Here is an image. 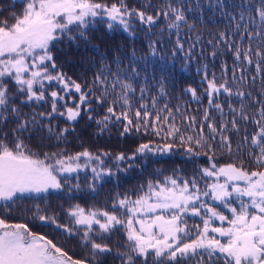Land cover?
<instances>
[{
	"label": "snow or ice",
	"instance_id": "obj_1",
	"mask_svg": "<svg viewBox=\"0 0 264 264\" xmlns=\"http://www.w3.org/2000/svg\"><path fill=\"white\" fill-rule=\"evenodd\" d=\"M20 3L19 13L12 11L0 17V204L4 212L10 213L12 205L26 196L43 201L46 200L43 194L51 190L60 191L67 186L69 192L79 191L80 173L88 169L92 174L88 189L96 192L99 181L115 175L113 168L105 165L109 158L119 172L128 170L121 168V163L138 156L181 151L195 162V158L204 155L208 157V165L199 166L192 177L164 176L162 181H149L146 190L141 186L135 198L117 194L112 211L85 209L75 204L66 210L68 223L61 224L57 215H49L47 208L35 204L30 219L61 230L67 238L78 236L81 244L89 248L93 264H99L96 258L113 251L103 241L121 230L125 237V250L117 251L121 264H264V75H260L264 73V0H207L209 9L218 10L233 25L231 31H221L218 39L208 41L213 47L207 57L215 60L231 54L233 64L231 80L226 62H222L220 77L215 72L210 74L207 64L201 65L196 71L202 74V93L198 95L192 85L182 90L198 104L207 99L199 121L179 105L175 109L167 103L158 107L160 98L167 100L170 81L164 76L156 79L155 65L149 76L147 61L159 57V70L169 77L176 68L174 60L170 64L159 55L156 40L149 41L148 56L137 57L135 49L125 54L127 66H123L124 56L119 54L111 63L102 64L90 85L60 71L53 54V48L65 39L77 45L80 41L91 43L88 34L97 24L102 23L109 31L120 29L134 38L133 21L152 36L156 33L151 29L159 28L163 18L165 28L159 29L160 34L167 30L169 36H176L172 55L183 53L181 67L186 70L196 45L190 43L186 49L180 31L182 25L192 30L195 20H203L198 0L195 8L186 0H165L163 6L152 12L146 10L153 8L150 3L130 8L126 0H20ZM194 10L200 15L190 22L187 13ZM4 11L8 9L0 7V13ZM195 39L199 42L200 36ZM199 55L204 57L203 48ZM250 67L260 78L258 96L250 90L257 75L245 76ZM139 69L146 74L142 77L143 85L137 86L141 78ZM150 80L155 85H150ZM9 83L16 89L15 96L10 93ZM151 86L158 88L159 95L149 96L150 103H146ZM222 94L226 96L227 111L218 102ZM233 98L238 106L231 102ZM14 100L23 106L47 105L48 110L24 113ZM93 105L105 110L99 119L92 115L96 111ZM85 115L100 131L110 124H119L123 129L121 136L150 133L163 143L150 140L140 143L131 155L120 152L112 157L109 152L93 153L86 148L71 155L63 151L41 154L33 152L22 138L39 128L46 129L49 138L66 140L67 134L74 131L75 122ZM58 117L72 127L57 132L51 121ZM43 121L49 123L45 125ZM9 122L15 126L5 131ZM241 123L246 134L234 151L229 133H240ZM249 125L255 126L251 135L247 134ZM217 146L229 157L235 155L240 163L218 165L214 159ZM245 146L252 149L247 156L254 169L246 167L241 159ZM131 167L129 164L128 168ZM73 179L77 181L75 185L71 184ZM217 203L228 214L213 206ZM192 217L199 218L201 223L190 225L188 219ZM0 264L88 262L73 259L64 247L47 235L34 232L28 223L9 222L0 215Z\"/></svg>",
	"mask_w": 264,
	"mask_h": 264
},
{
	"label": "trees",
	"instance_id": "obj_2",
	"mask_svg": "<svg viewBox=\"0 0 264 264\" xmlns=\"http://www.w3.org/2000/svg\"><path fill=\"white\" fill-rule=\"evenodd\" d=\"M108 2H112V0H108ZM126 2L130 8H142L145 4L150 3L153 8L146 9L150 12L154 11L157 6H163L165 4V0H126ZM186 2L190 3L193 8H195L197 4V0H186ZM198 2L203 8V20H195L196 26L192 30L182 25L180 31V36L186 49L190 43L196 45L193 50V57L190 59L186 70L181 67L182 64H184L183 59H181L183 53L178 52L175 57L172 55L171 50L174 46L176 36H169L167 30H165L162 35L160 34L159 29L165 28V21L163 18L159 21V28L151 29L152 32L156 33V35L152 36L148 35L147 32L141 28V25L133 21L134 38L120 29L109 31L101 23L97 24L95 30L88 34L91 41L89 44L80 41L77 45L65 39L63 43L53 48V54L57 58L59 70L71 76L79 83L84 84L87 82L90 85L94 75L100 70L102 64L111 63L114 57L119 54L124 56L123 66H127L128 59L125 54H130L132 50L135 49L137 57L148 56V43L150 40H156L159 42L157 45L159 55L164 57L170 64L174 60L176 68L173 75L169 77L159 70V57L149 58L147 61L149 70L147 74L149 76L153 74V65H155L156 70L154 75L156 79L158 80L161 76H164L165 79L170 81L166 88L168 93L167 100L160 98L158 107H163V105L167 103L169 107L175 109L179 105L182 110L186 109L187 115H195L199 121L203 114V109L207 107V99H203L202 103L198 104L192 100L190 95L185 94L182 90L188 85H192L197 88L198 95L202 93V86L200 83L202 74L197 72L196 69L204 64L208 65L210 74L211 72H215L217 77H220L222 62H226L229 66L228 78L231 80V66L233 64V57L231 54L218 56L215 60L208 58L207 54L212 51L213 47L208 44V41H215L218 39V33L221 31H225L226 29L231 31L233 25L229 24L226 17H221L218 10L214 12L209 9L207 0H198ZM12 5H14V7ZM0 7L8 9V11L0 13V17H6L9 15V12L12 11L19 13L22 5L20 0H0ZM187 15L191 22L197 15H200V13L198 10H194L188 12ZM197 35L200 36L199 42L195 39ZM92 45L96 47L93 48ZM201 48L204 49V57L199 55ZM105 57L107 59H105ZM112 67L114 71L115 65H112ZM139 70L141 72V78L137 86L143 85L144 80L142 77L146 74L143 69ZM253 75H257L254 67L248 68L245 72V76L251 77ZM260 75H264V73ZM149 83L150 85H155L154 80H150ZM260 88V78L259 75H257L255 85L252 86L250 90L254 96H258ZM9 89L10 93L15 96L16 89L12 83H9ZM245 90L249 89L246 87ZM158 95V88L156 86H151L145 96V102L150 103L149 96ZM136 96H139L138 91ZM225 100L226 96L223 94L218 98V102L224 104L225 111H227ZM13 102L21 106L24 113H31L33 110L37 112L48 110L47 105L43 107H37L36 105L23 106L20 104L19 100H14ZM231 102L238 106L235 98H233ZM93 107H96V111L92 113L96 119L104 115V108L97 107L96 105H93ZM250 111H255V105ZM212 115L214 117L216 116L215 111H213ZM177 120L179 122V116ZM43 123L47 125L49 121H43ZM51 124L57 132L61 128L72 127V125L66 123L65 119L62 117L52 120ZM14 126L13 123L9 122L4 130L8 131ZM240 127V133H229L232 137L234 151L237 142L246 134L244 131L245 125L241 123ZM254 130V125L247 126L248 135H251ZM122 131L123 129L119 124H110L104 131H100L99 126L94 121L87 119L85 115L75 122L74 131H70L67 134L66 140L58 141L54 137L49 138L48 131L46 129L40 130L39 128L31 133H25L22 138L33 152L41 154L63 151L71 155L81 152L86 148L93 153H98L100 151L109 152L112 154V157L120 152L131 155L140 143H147L150 140L155 143H163V141L150 133H132L121 136L120 133ZM205 131L207 132V129H205ZM251 150L252 149L245 146L241 154V159L244 161L246 167L254 169L255 165L252 164L247 156V153ZM209 155L213 154L209 153ZM214 159L218 165L231 162L240 163V159H237L235 155L229 157L227 154H224L218 146L214 154ZM129 164L132 165L131 168H128ZM105 165L107 167H112L115 175L105 176L103 180L99 181V187L96 192H92L88 189V181L91 180L92 176L90 169H88L80 173L79 191L69 192L67 186L60 191L51 190L49 193L43 194L46 196V200L43 201L39 199L34 200L30 196H26L21 201H18L17 204L12 205V211L10 213L4 212L3 205L0 204V215H3L9 222L28 223L29 227L32 228L34 232L47 235L49 239H52L54 242L64 247L73 259L85 260L88 264H93V257L89 248L81 244L78 236L67 238L59 229L54 230L51 226H42L37 222L31 221V209H33L35 204H40L41 208H47V214L57 215L59 217V222L65 224L68 223L66 210L75 204H79L85 209L96 208L112 211V203L117 194H120L121 197L128 195L129 197L135 198L140 194L141 186H144L146 190L149 181H162L164 176L190 178L195 174L194 170L199 166L208 165V157L201 155L195 158L194 162L192 158L183 155L181 151H176L170 155L153 156L148 154L144 157L138 156L135 160L121 163V168H127V171L117 172L112 158L107 159ZM76 183L77 181L75 179L71 180V184L75 185ZM97 242L101 241L98 240ZM103 242L109 244L113 251L96 258L99 264H121L117 251L122 252L125 250L123 247L125 242L123 230L116 232ZM189 264H191V262H189Z\"/></svg>",
	"mask_w": 264,
	"mask_h": 264
},
{
	"label": "rangeland",
	"instance_id": "obj_3",
	"mask_svg": "<svg viewBox=\"0 0 264 264\" xmlns=\"http://www.w3.org/2000/svg\"><path fill=\"white\" fill-rule=\"evenodd\" d=\"M82 162V161H81ZM210 182V181H209ZM201 188H203V183H202V185H201ZM214 207H217L220 211H225L218 203L217 204H214L213 205ZM225 214H228L226 211H225ZM188 223L190 224V225H192V224H200L201 223V221H200V219L199 218H197V217H192V218H189L188 219Z\"/></svg>",
	"mask_w": 264,
	"mask_h": 264
}]
</instances>
